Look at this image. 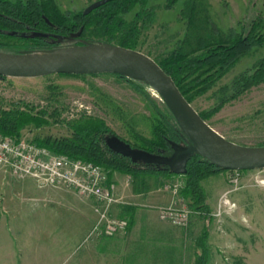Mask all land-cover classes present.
I'll return each mask as SVG.
<instances>
[{"label": "rangeland", "instance_id": "obj_1", "mask_svg": "<svg viewBox=\"0 0 264 264\" xmlns=\"http://www.w3.org/2000/svg\"><path fill=\"white\" fill-rule=\"evenodd\" d=\"M95 1L97 0H58L61 10L65 13L85 11ZM186 1L178 0L174 6L165 8L168 0H151L150 5L158 7L155 21L141 32L139 47L143 52L150 53L154 58L176 47L186 30L185 21L178 16ZM209 1L212 20L225 31L230 28L240 29L242 23L248 24L259 13L264 15V0ZM138 10L139 7H136L126 14L127 20L132 21ZM0 41L10 43V47H22L23 44L3 36H0ZM112 42L117 44L116 40ZM66 43L71 45V42ZM263 56L264 46L253 48L214 87L195 99L192 102L193 106L199 112L216 107L222 98H225L223 91L234 77L252 67ZM134 81L111 73L0 78V109L18 102L29 103L38 109L48 108L49 111L59 107L58 111L62 115L57 122L51 121L49 125L40 128L31 125L22 131L21 138L32 140L46 134L69 136L71 131L63 120L87 113L103 119L117 135L130 144L145 146L143 137L154 138L153 127L158 123L159 117L156 106L163 110L164 105L156 91L142 84H139L142 89L139 91L135 88L138 81ZM208 122L227 139L238 144L264 145V82L252 87L238 98L227 101ZM263 169H255V172ZM225 171L229 175L231 170ZM212 176L214 175L203 180L202 185L207 188L204 189L209 194L211 191L219 192L225 187L229 188L221 195V199L224 200L225 194L232 190L228 187L230 186L228 176L227 180L216 181L211 180ZM128 179L130 183L133 182L130 174H124L127 185ZM241 182L243 187V180ZM175 183H181L183 186L177 195L164 188L165 184ZM185 183L186 177L178 175L168 177L160 184L161 190L178 196L182 195ZM254 183L263 185L264 178L256 176ZM246 196L248 199L253 198L249 192ZM208 199L207 195L206 203ZM186 200L187 203H184L190 208L189 199ZM83 201L73 192L50 187L40 188L31 177L19 179L0 169V264L122 262L124 242L128 239L126 234L85 241L95 215L88 208L92 206V200H88L90 201L88 205ZM123 201L124 205L132 203V200H128L127 203L125 199ZM220 201L214 212L210 208V219L192 212L186 227L176 226L161 219L160 221L158 208L140 207L145 209L143 212L150 217V222H153L148 224L149 228L167 231L170 237H177V244L180 245L177 246L178 250L170 249L168 252L169 258L176 264H195V253L200 251L196 249V240L205 226L209 227L210 264H244L246 254L231 251L230 238L240 235L245 239L248 252L245 264H264V222L260 221L254 225L250 221L247 222L249 219L247 217L243 218L244 223H239L236 220L237 213L236 217L233 214V218L225 217L226 213L216 216L214 213L218 212ZM83 207L86 208L85 213L80 211ZM190 210L192 211L191 208ZM116 212L119 213V210ZM256 221L255 219L254 222ZM92 245H100L106 251H110L112 260L106 257L105 261V256L97 254Z\"/></svg>", "mask_w": 264, "mask_h": 264}, {"label": "trees", "instance_id": "obj_2", "mask_svg": "<svg viewBox=\"0 0 264 264\" xmlns=\"http://www.w3.org/2000/svg\"><path fill=\"white\" fill-rule=\"evenodd\" d=\"M177 2L178 0H168L165 8L172 7ZM150 3L151 0H111L87 14L84 10L65 13L58 0H0V36L23 43L22 47H10V43L0 41V50L32 52L58 47L63 41L74 44H114L112 41L116 40L118 45L142 51L139 47L141 32L156 19L158 5L151 6ZM136 7L139 10L132 21H128L125 15ZM210 8L209 0H187L178 14L186 25L183 38L171 51L154 57L173 77L191 103L214 87L253 48L264 46L263 14L259 13L248 24L242 23L240 29L230 28L225 31L212 20ZM73 33L79 35L72 38ZM147 54L151 56L150 53ZM263 82L264 56L252 67L235 76L223 91L225 98L216 107L201 111V116L209 121L227 101L238 98ZM139 84L149 87L138 81L135 88L139 91H142ZM162 102L163 110L156 106L159 117L158 123L153 127L154 138L143 137L145 146L131 145L170 157L178 145H186L190 141L163 99ZM58 110L59 107L52 111L48 108L38 109L25 102L1 108L0 133L20 139L22 131L31 125L40 128L49 125L51 121L57 122L62 115ZM63 121L71 131L69 136L46 134L35 137L32 141L53 152L100 164L109 171L110 176L114 172L130 174L136 192L148 191L162 177L178 176L166 164L134 162L130 157L114 151L109 146L108 139L123 138L101 118L81 113ZM187 168L182 195L189 199L188 205L193 214L210 219V205L206 203L207 193L202 181L225 170L199 154H194L189 159ZM138 207L131 204L121 207L120 216L129 219V227L133 217L138 214ZM208 240L209 227L205 226L196 240V249L200 251L195 253V264H210L211 248Z\"/></svg>", "mask_w": 264, "mask_h": 264}, {"label": "water", "instance_id": "obj_3", "mask_svg": "<svg viewBox=\"0 0 264 264\" xmlns=\"http://www.w3.org/2000/svg\"><path fill=\"white\" fill-rule=\"evenodd\" d=\"M109 1L97 0L85 9V13L89 14ZM78 35L73 33L71 37ZM63 43L58 47L32 52L0 50V76L31 78L50 74L111 73L142 82L162 97L190 143L178 145L174 154L166 157L133 147L119 137H111L108 144L114 151L130 157L134 162L166 164L178 175L187 173L188 161L194 154L203 156L224 170L264 168V146L242 145L227 139L201 116L173 77L152 56L118 44Z\"/></svg>", "mask_w": 264, "mask_h": 264}, {"label": "built area", "instance_id": "obj_4", "mask_svg": "<svg viewBox=\"0 0 264 264\" xmlns=\"http://www.w3.org/2000/svg\"><path fill=\"white\" fill-rule=\"evenodd\" d=\"M0 169L19 179L31 177L40 188H64L74 191L81 199L92 200L96 219L85 241L128 231L129 219L113 212L116 205L124 202L118 184L100 164L53 152L27 138L18 139L0 133ZM242 172L230 171L228 183L232 190L229 192L241 189ZM128 181L129 184L130 179ZM182 187L181 183H175L165 184L164 188L177 195ZM229 192L224 200L221 199L214 215L229 214L234 209L235 203L227 197ZM158 215L163 221L186 227L192 211L185 204L171 203L158 207Z\"/></svg>", "mask_w": 264, "mask_h": 264}, {"label": "crops", "instance_id": "obj_5", "mask_svg": "<svg viewBox=\"0 0 264 264\" xmlns=\"http://www.w3.org/2000/svg\"><path fill=\"white\" fill-rule=\"evenodd\" d=\"M227 176H228V172L222 171L212 176L213 178L211 177V180L212 181L221 180V179L227 180L226 179ZM256 176L264 178V169L260 170L258 173L255 172V170H247L242 172V180L244 184L242 189L231 192L230 194L227 195L230 201L235 203L236 208L234 207L235 208V210L233 209L234 212L232 210L229 214H225V217L226 216L232 217L233 214L236 217L235 214L237 213L236 220H238L239 223H244L243 218L247 219V217L249 218L247 222L250 221L254 223V225L255 224L257 225V223L260 221L264 222V184L256 185L254 183V178ZM110 177L117 182L119 195L123 197V200L124 199L125 201L127 199L132 200V203L129 202L128 200L127 201L129 203H127V201L125 203L139 206L138 214H136L133 217L130 227L128 228V231L125 233L128 236V239L127 241L124 242L125 249L123 252L124 254L122 255V262L116 261L115 264H176L169 259L168 252L170 249H175V251L178 250L177 246L180 245L177 244V240H178L177 237L176 236L170 237L167 231L149 228L148 224H152L153 222L152 221L150 222V217L146 216V214L143 212L145 211V209H143L140 206L158 208L160 206H168L171 203L182 205L185 204L184 202L187 203L188 200H186V198L181 194H179L178 196H174L170 192H165L161 190L160 183H162V181H164L166 177L160 178L155 183V186L150 187L148 191L140 190L138 192L134 191L133 182L129 183L128 185L125 183L124 174H121L119 172H114ZM204 188L206 187L204 186ZM58 189L63 190L64 192H73V194H75V192L72 190H67L64 188H58ZM228 189L229 188L225 187V189H222L223 191L222 190H219V192L217 190L215 192L211 191V194H209L207 191V195L209 198L208 204L210 205V208L213 210V212L218 207L219 201L221 199V195ZM247 192H249V194H251L253 198L250 197L248 199L246 196ZM78 198L81 199L80 197ZM81 200L83 201L84 199ZM83 202L88 205L90 201L84 200ZM91 205L92 206L88 208L91 209L92 214H94L96 218V214L93 209V201ZM122 206H124V204L122 205L119 204L114 207L113 212L115 215L120 216ZM85 209L86 208L83 207L80 209V211L82 213H85L86 212ZM116 210H119V213H117ZM255 219L257 220L256 223L254 222ZM156 221H158L157 218ZM230 243H231V251L235 253L246 254V259H245V263H246L248 258V252L246 250L245 239L243 238V235L236 236L233 238L231 237ZM92 246H94L92 248L97 254L100 255L103 254L105 256L104 259L105 261H107L106 257L108 260L110 261L112 260V257L110 256L111 253L110 251H106L100 245H92ZM243 248H245L244 251Z\"/></svg>", "mask_w": 264, "mask_h": 264}, {"label": "flooded vegetation", "instance_id": "obj_6", "mask_svg": "<svg viewBox=\"0 0 264 264\" xmlns=\"http://www.w3.org/2000/svg\"><path fill=\"white\" fill-rule=\"evenodd\" d=\"M64 44V43H63ZM71 44H74L73 42H71Z\"/></svg>", "mask_w": 264, "mask_h": 264}]
</instances>
